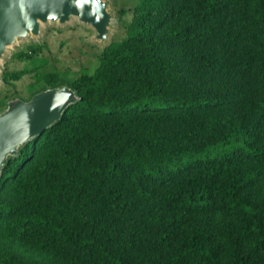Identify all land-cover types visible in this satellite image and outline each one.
<instances>
[{"label":"trees","instance_id":"16d2710c","mask_svg":"<svg viewBox=\"0 0 264 264\" xmlns=\"http://www.w3.org/2000/svg\"><path fill=\"white\" fill-rule=\"evenodd\" d=\"M130 10L93 71H4L80 100L3 167L0 264H264V0Z\"/></svg>","mask_w":264,"mask_h":264},{"label":"water","instance_id":"95a60500","mask_svg":"<svg viewBox=\"0 0 264 264\" xmlns=\"http://www.w3.org/2000/svg\"><path fill=\"white\" fill-rule=\"evenodd\" d=\"M73 16L94 27L99 40H107L113 18L104 0H0V60L18 38L38 35L41 23H66ZM79 100L75 90L61 85L29 101H9L7 110L0 113V178L9 157L59 121Z\"/></svg>","mask_w":264,"mask_h":264},{"label":"rangeland","instance_id":"374dc122","mask_svg":"<svg viewBox=\"0 0 264 264\" xmlns=\"http://www.w3.org/2000/svg\"><path fill=\"white\" fill-rule=\"evenodd\" d=\"M108 3V11L112 15V23L106 41L97 38V32L91 25L85 24L78 17H71L66 23L59 21H47L41 23L38 35L29 34L18 38L9 46L0 60V95L13 94L24 101H29V85L37 77L35 73L24 75L23 78L13 84L3 81L4 71H16L31 66L28 61L15 57L21 51H27L32 44H38L42 48L38 55L40 60H45L44 73H59L65 82L75 78L83 71H93L98 66V55L112 41L120 40L125 35V27L119 21V12L125 9L127 14L123 17L124 23L131 18V8L135 0H104ZM62 85H66L62 83ZM15 98V99H16Z\"/></svg>","mask_w":264,"mask_h":264}]
</instances>
